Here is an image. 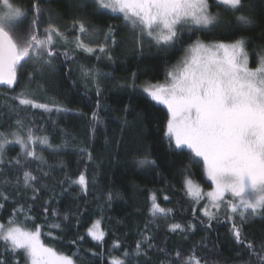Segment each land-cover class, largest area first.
<instances>
[{
  "label": "trees",
  "instance_id": "1",
  "mask_svg": "<svg viewBox=\"0 0 264 264\" xmlns=\"http://www.w3.org/2000/svg\"><path fill=\"white\" fill-rule=\"evenodd\" d=\"M35 2L10 0L27 13L16 23L23 36L35 18ZM209 4L210 11L221 17L214 27L179 26L176 42L162 45L134 30L122 16L99 9L93 0H39V34L52 24L67 41L57 38L51 63L29 61L18 69L16 89L0 87V132L17 130V121H22L21 135L26 137L31 129L33 135L47 137L51 146L29 145L42 159L24 155L19 144L5 150L0 160V224L14 220L29 230L40 226L44 244L67 255L75 253L78 264H111L113 257L125 264H183L192 253L202 264H261L264 215L244 221L238 216L229 220L224 211L214 220L203 215L208 201L194 200L185 187L190 178L211 189L203 162L198 158L194 162L190 151L174 146L166 136L168 110L143 91L146 84L164 82L197 39L204 43L244 39L249 67L258 66L264 55V0H243L238 12L217 6V0ZM239 15L251 23H239ZM77 22L85 25L87 34L79 33ZM110 28L115 44L105 39ZM77 37L97 50L77 48ZM100 45L106 46L104 53L99 52ZM21 93L48 104L52 111L20 105ZM145 158L154 163L141 165ZM25 171L37 178L30 187L23 183ZM81 174L86 190L73 183ZM153 195L162 208L171 210L166 216L150 212ZM96 221L104 232L102 241L88 234ZM233 223L241 228L244 244L237 243ZM53 224L60 227H50ZM172 224L183 230L171 231ZM0 259L27 264L2 241Z\"/></svg>",
  "mask_w": 264,
  "mask_h": 264
},
{
  "label": "snow or ice",
  "instance_id": "2",
  "mask_svg": "<svg viewBox=\"0 0 264 264\" xmlns=\"http://www.w3.org/2000/svg\"><path fill=\"white\" fill-rule=\"evenodd\" d=\"M95 2L99 9L122 16L134 30L146 32L158 44L165 45L176 42L179 26H189L195 30L210 29L221 18L220 13L210 11L209 0ZM217 6H223L226 11L238 12L243 7V0H217ZM0 7V85L11 87L17 81L18 69L29 61L51 63V58L56 55L54 45L57 38L65 42L67 38L52 24L44 29L43 35L39 34V0L32 5L35 18L31 21L27 35L17 38L12 35V30L16 28L13 21L25 17L26 11L14 6L10 0H2ZM236 19L244 25L251 23L245 15H239ZM77 23L79 33L87 34L85 25ZM105 39H112L115 44L111 28ZM245 44L244 39L230 44H206L197 39L186 50L182 66L168 72L167 83L148 84L143 89L151 100L165 105L168 110L166 136L174 140L176 148L190 149L194 154V162H198L195 158L202 160L213 189L204 193L190 178L185 179V187L187 194L196 201L207 197L208 204L202 212L209 220L216 219L221 211L227 213L229 220L238 216L244 221L249 216L264 215V55L260 56L255 69L250 68ZM76 47L88 53L97 50L84 43L80 37L76 38ZM98 50L104 53L106 46L100 45ZM17 99L20 105L52 111L48 104L36 103L23 93ZM93 119H97L95 112ZM23 127V122L17 121V130L11 133V141L0 132V156L7 145L15 143L20 145L24 155L42 159L29 145L40 143L50 147L48 138L33 135L31 129L25 137L20 134ZM139 163L145 165L154 161L145 158ZM23 176L25 187H30L31 182L37 179L28 171ZM73 183L79 184L83 190L87 189L84 174ZM170 211L162 208L153 195L150 209L153 216H166ZM50 227L59 228L60 225L53 224ZM170 230H183V226L172 224ZM232 233L237 243H245L238 224H232ZM88 234L96 241L104 239L99 221L88 230ZM0 241L12 253H20L27 264H76L75 253L67 255L44 244L40 226L35 230H28L10 220L7 227L0 224ZM136 247L139 250L141 245L138 243ZM261 247L264 248V245ZM247 248L255 254L252 242L247 243ZM124 255L128 256L129 253L125 252ZM176 256L179 257L180 254L177 252ZM258 259L264 264V256H259ZM0 264H7V261L0 259ZM15 264L19 262L16 261ZM111 264H125V261L113 257ZM183 264L202 262L192 253L183 260Z\"/></svg>",
  "mask_w": 264,
  "mask_h": 264
},
{
  "label": "rangeland",
  "instance_id": "3",
  "mask_svg": "<svg viewBox=\"0 0 264 264\" xmlns=\"http://www.w3.org/2000/svg\"><path fill=\"white\" fill-rule=\"evenodd\" d=\"M94 2H95V0H93ZM118 15V14H117ZM16 23H17V20L16 21H13V24H15L16 25ZM19 26L17 25L16 26V28L15 29H13L12 30V35L14 36V38H17L18 36H23V33H22V31L18 28ZM92 36V35H91ZM22 42V41H21ZM159 44H162V45H165V44H163V43H159ZM194 44V43H193ZM193 44H191V45H189L188 47H186V49H185V51H184V54H183V56L180 58V60L175 64V65H173V67L169 70V72L170 71H174L175 69H177L178 67H180V66H182V61L184 60V58H185V56H186V50L187 49H189L190 48V46H192ZM206 44H208V43H206ZM226 44H230V43H226ZM17 75H19V70L17 71ZM169 81V78H168V76H166V80L164 81V82H161V83H155V84H165V83H167ZM149 84H152V83H149ZM146 85H148V84H146ZM146 85H144L143 86V89H144V87L146 86ZM149 97V96H148ZM150 98V97H149ZM151 99V98H150ZM155 102V101H154ZM157 103V102H156ZM158 104V103H157ZM159 105H161V106H163L164 108H166V106L165 105H163V104H159ZM167 109V108H166ZM14 131H16V130H14ZM13 131H11V132H9V133H6L5 135L8 137V139L11 141V140H13V137H12V135H11V133H12ZM173 142H174V140H173ZM12 145H16L15 143H11V144H9V145H7L6 146V148H5V150L9 147V146H12ZM174 146H175V142H174ZM176 147V146H175ZM180 149H186V150H188V151H190L191 152V150L190 149H188V148H180ZM5 152V151H4ZM192 153V152H191ZM4 154V153H3ZM193 154V153H192ZM194 155V154H193ZM1 158H2V156H0V160H1ZM199 159V158H198ZM202 161V160H201ZM205 174H206V171H205ZM206 178H207V175H206ZM207 180L211 183V185H212V182L207 178ZM200 186V185H199ZM213 185H212V187H211V189H204L202 186H200V188H201V190L204 192V193H207L208 191H211L212 189H213ZM191 197V196H190ZM192 198V197H191ZM200 200H207V197L205 196V197H203L202 199H200ZM208 201V200H207ZM97 222V221H96ZM96 222H94L93 224H92V226L96 223ZM18 226H21V227H23L22 225H20V224H18V223H16ZM7 226H9V224L8 225H5V227H7ZM25 228V227H24ZM92 228V227H91ZM100 229H101V223H100ZM29 230V229H28ZM102 230V229H101ZM46 245V244H45ZM27 262V261H26ZM76 264H78L77 262H76Z\"/></svg>",
  "mask_w": 264,
  "mask_h": 264
},
{
  "label": "water",
  "instance_id": "4",
  "mask_svg": "<svg viewBox=\"0 0 264 264\" xmlns=\"http://www.w3.org/2000/svg\"><path fill=\"white\" fill-rule=\"evenodd\" d=\"M18 84H19V77L17 75V81H16V83L13 86L9 87L7 85H0V87L6 88V89H10V90H14V89L17 88Z\"/></svg>",
  "mask_w": 264,
  "mask_h": 264
}]
</instances>
